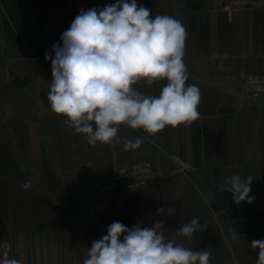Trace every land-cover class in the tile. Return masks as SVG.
<instances>
[{
  "label": "crops",
  "instance_id": "1",
  "mask_svg": "<svg viewBox=\"0 0 264 264\" xmlns=\"http://www.w3.org/2000/svg\"><path fill=\"white\" fill-rule=\"evenodd\" d=\"M114 3L0 0V244L7 241L9 258L21 264H83L112 222L129 228L163 222L166 239L209 249L211 264H256L259 249L251 242L264 240V95L251 99L241 87L247 76H264V9L137 0L153 17L169 15L185 27L186 83L200 90V115L154 136L120 125L121 143L90 145L51 110L45 53L54 57L53 45H62L81 9ZM165 83L136 87L158 95ZM137 138L141 146L125 150L124 142ZM141 161L153 165L148 187L89 222L86 207L101 182L117 166ZM235 175L253 179L252 203L236 204L223 191ZM160 208L174 212L157 214ZM193 218L203 230L189 242L176 230Z\"/></svg>",
  "mask_w": 264,
  "mask_h": 264
},
{
  "label": "clouds",
  "instance_id": "2",
  "mask_svg": "<svg viewBox=\"0 0 264 264\" xmlns=\"http://www.w3.org/2000/svg\"><path fill=\"white\" fill-rule=\"evenodd\" d=\"M187 31L169 15L152 16L137 0H116L102 9L83 10L45 53L51 61L48 102L64 118L67 127L82 134L90 145L121 143L119 126L142 129L149 135L167 126L190 125L199 118L200 90L189 85L184 62ZM166 81L158 95H145L137 85L151 86ZM142 140L124 142L125 150L137 149ZM253 179L239 175L227 178L236 204L252 203ZM22 187L27 188L29 184ZM174 210L157 209V214ZM163 222L151 226L137 223L131 228L114 221L107 234L92 242L83 264H211V251L193 250L168 240ZM203 228L198 218L176 230V235L193 240ZM236 237L233 236V239ZM259 249L256 264H264V240L251 242ZM0 264H21L9 258L7 241L0 244Z\"/></svg>",
  "mask_w": 264,
  "mask_h": 264
},
{
  "label": "built area",
  "instance_id": "3",
  "mask_svg": "<svg viewBox=\"0 0 264 264\" xmlns=\"http://www.w3.org/2000/svg\"><path fill=\"white\" fill-rule=\"evenodd\" d=\"M220 9L240 11L247 8L264 9V0H214ZM242 93L251 99L264 95V76H247L241 87ZM186 167V165H183ZM153 176V165L150 161H141L117 166L99 185L97 193L86 207L87 219L98 223L99 217L112 211L118 201L130 193L144 190Z\"/></svg>",
  "mask_w": 264,
  "mask_h": 264
},
{
  "label": "water",
  "instance_id": "4",
  "mask_svg": "<svg viewBox=\"0 0 264 264\" xmlns=\"http://www.w3.org/2000/svg\"><path fill=\"white\" fill-rule=\"evenodd\" d=\"M198 179L201 180L199 177H198ZM201 182H203V181L201 180Z\"/></svg>",
  "mask_w": 264,
  "mask_h": 264
}]
</instances>
